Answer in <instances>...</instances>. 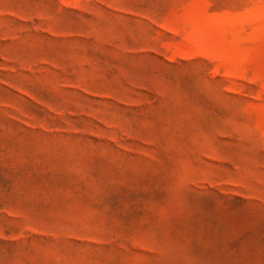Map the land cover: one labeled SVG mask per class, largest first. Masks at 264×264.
Returning a JSON list of instances; mask_svg holds the SVG:
<instances>
[{
  "label": "rangeland",
  "instance_id": "obj_1",
  "mask_svg": "<svg viewBox=\"0 0 264 264\" xmlns=\"http://www.w3.org/2000/svg\"><path fill=\"white\" fill-rule=\"evenodd\" d=\"M0 264H264V0H0Z\"/></svg>",
  "mask_w": 264,
  "mask_h": 264
}]
</instances>
